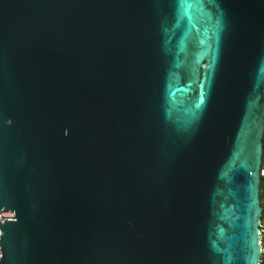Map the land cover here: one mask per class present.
<instances>
[{
	"label": "water",
	"instance_id": "obj_1",
	"mask_svg": "<svg viewBox=\"0 0 264 264\" xmlns=\"http://www.w3.org/2000/svg\"><path fill=\"white\" fill-rule=\"evenodd\" d=\"M264 0H0V264H258Z\"/></svg>",
	"mask_w": 264,
	"mask_h": 264
},
{
	"label": "built area",
	"instance_id": "obj_2",
	"mask_svg": "<svg viewBox=\"0 0 264 264\" xmlns=\"http://www.w3.org/2000/svg\"><path fill=\"white\" fill-rule=\"evenodd\" d=\"M260 178H264V155H262L261 165L259 169ZM2 218H9V214H0ZM258 245H259V253H258V264H264V223L258 224Z\"/></svg>",
	"mask_w": 264,
	"mask_h": 264
},
{
	"label": "trees",
	"instance_id": "obj_3",
	"mask_svg": "<svg viewBox=\"0 0 264 264\" xmlns=\"http://www.w3.org/2000/svg\"><path fill=\"white\" fill-rule=\"evenodd\" d=\"M262 155H264V133H263V136H262ZM263 179V180H262ZM260 181V185H259V205H260V208H261V213H260V216H259V221L260 223H263L264 221V178H262Z\"/></svg>",
	"mask_w": 264,
	"mask_h": 264
},
{
	"label": "bare ground",
	"instance_id": "obj_4",
	"mask_svg": "<svg viewBox=\"0 0 264 264\" xmlns=\"http://www.w3.org/2000/svg\"><path fill=\"white\" fill-rule=\"evenodd\" d=\"M263 152V151H262ZM263 180V179H262ZM261 182V181H260ZM260 197V196H259ZM260 204V203H259ZM261 213V212H260ZM260 218H261V216H260ZM264 221V220H263ZM264 223V222H263Z\"/></svg>",
	"mask_w": 264,
	"mask_h": 264
}]
</instances>
